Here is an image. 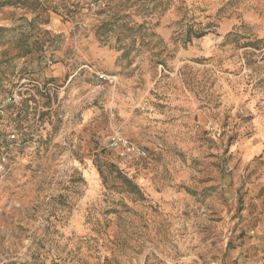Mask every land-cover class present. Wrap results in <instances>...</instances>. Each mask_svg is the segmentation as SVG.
I'll return each instance as SVG.
<instances>
[{
	"label": "rangeland",
	"instance_id": "374dc122",
	"mask_svg": "<svg viewBox=\"0 0 264 264\" xmlns=\"http://www.w3.org/2000/svg\"><path fill=\"white\" fill-rule=\"evenodd\" d=\"M0 105V264H264V0H0Z\"/></svg>",
	"mask_w": 264,
	"mask_h": 264
},
{
	"label": "built area",
	"instance_id": "2783aa9c",
	"mask_svg": "<svg viewBox=\"0 0 264 264\" xmlns=\"http://www.w3.org/2000/svg\"><path fill=\"white\" fill-rule=\"evenodd\" d=\"M100 78H104V76H100ZM14 99V98H13ZM8 102L11 101L9 98L7 100ZM4 105H0V114L4 112ZM11 138H14L15 135L11 134ZM109 145L111 147L119 148L120 149V154L125 157H132V156H144L145 152L142 148L136 147L129 143L125 138L121 137L120 135H113L110 138Z\"/></svg>",
	"mask_w": 264,
	"mask_h": 264
}]
</instances>
